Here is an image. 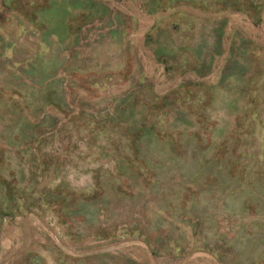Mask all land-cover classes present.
Wrapping results in <instances>:
<instances>
[{"label":"rangeland","instance_id":"rangeland-1","mask_svg":"<svg viewBox=\"0 0 264 264\" xmlns=\"http://www.w3.org/2000/svg\"><path fill=\"white\" fill-rule=\"evenodd\" d=\"M0 264H264V0H0Z\"/></svg>","mask_w":264,"mask_h":264}]
</instances>
